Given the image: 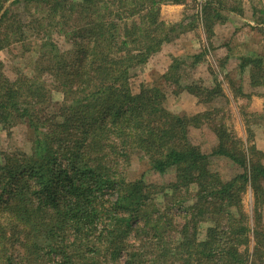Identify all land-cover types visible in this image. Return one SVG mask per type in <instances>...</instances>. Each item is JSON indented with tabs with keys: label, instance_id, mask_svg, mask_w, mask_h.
Returning <instances> with one entry per match:
<instances>
[{
	"label": "trees",
	"instance_id": "1",
	"mask_svg": "<svg viewBox=\"0 0 264 264\" xmlns=\"http://www.w3.org/2000/svg\"><path fill=\"white\" fill-rule=\"evenodd\" d=\"M229 1L204 0L207 33L225 21L222 10L238 12ZM186 2L0 0V51H37L31 75L11 79L0 61V125L10 133L25 123L33 133L30 153L0 150V264H264V153L228 132L219 107L178 114L161 86L132 88L137 69L184 23L164 21L161 6ZM191 57L198 63L202 54ZM240 67L253 87L264 85V55L243 57ZM181 68L175 58L162 79L179 86ZM185 88L203 103L219 96L200 83ZM204 124L218 137L212 153L190 138ZM136 153L175 179L130 178ZM215 156L243 172L224 180L211 168ZM249 188L253 225L243 206Z\"/></svg>",
	"mask_w": 264,
	"mask_h": 264
},
{
	"label": "rangeland",
	"instance_id": "2",
	"mask_svg": "<svg viewBox=\"0 0 264 264\" xmlns=\"http://www.w3.org/2000/svg\"><path fill=\"white\" fill-rule=\"evenodd\" d=\"M238 12L224 9V22L214 24V32L207 33L204 28L202 7L204 0H187L184 4L166 3L161 6V18L167 23H179L178 37L166 43L162 50L154 54L147 64L137 69L131 84L134 92H139L142 85H159L166 93V107L178 114H194L212 107L223 109L224 125L229 133L239 138L247 147L252 145L264 153V85H251L249 69L240 66L242 58L254 54L264 55V26L258 23L256 15L264 8V0H231ZM230 7V6H229ZM192 27L191 29H188ZM53 39L62 51L71 48L70 42L59 32H54ZM33 39L26 42L27 47ZM31 43V44H30ZM33 46V45H32ZM34 47V46H33ZM34 49V48H33ZM13 44L0 51V61L4 64L6 74L15 79L18 75L33 74L37 51ZM202 54L198 63L191 56ZM182 60L179 71L182 86H176L162 79L174 59ZM191 83L203 84L216 88V100L210 103L200 102L185 86ZM215 91V90H214ZM246 96L247 94H252ZM255 98L259 99V102ZM54 102H61L63 94L53 90ZM217 120L216 115L213 116ZM214 124V123H212ZM32 130L25 123L12 127L10 133L0 125V150L14 151L22 149L30 153L33 149ZM190 138L194 144L206 153H212L218 145V137L213 125L204 124L200 128H192ZM211 168L217 171L224 180L243 172V168L226 156L211 158ZM130 178H143L151 183H162L174 180V171L162 175L155 171L146 157L134 154L129 167ZM167 182V181H166ZM243 206L249 215L251 225L254 224V197L249 188L243 195ZM264 221V202L260 207ZM208 223L201 226V237L206 233ZM254 240H251V246Z\"/></svg>",
	"mask_w": 264,
	"mask_h": 264
},
{
	"label": "crops",
	"instance_id": "3",
	"mask_svg": "<svg viewBox=\"0 0 264 264\" xmlns=\"http://www.w3.org/2000/svg\"><path fill=\"white\" fill-rule=\"evenodd\" d=\"M257 100V102H259V99L258 98H255Z\"/></svg>",
	"mask_w": 264,
	"mask_h": 264
}]
</instances>
